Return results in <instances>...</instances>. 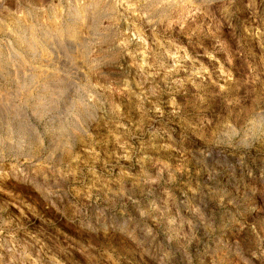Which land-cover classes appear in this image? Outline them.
<instances>
[{"label": "rangeland", "instance_id": "obj_1", "mask_svg": "<svg viewBox=\"0 0 264 264\" xmlns=\"http://www.w3.org/2000/svg\"><path fill=\"white\" fill-rule=\"evenodd\" d=\"M0 264H264V0H0Z\"/></svg>", "mask_w": 264, "mask_h": 264}]
</instances>
